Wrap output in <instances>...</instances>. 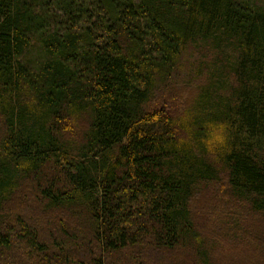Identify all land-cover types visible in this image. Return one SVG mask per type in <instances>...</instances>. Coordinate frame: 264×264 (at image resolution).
<instances>
[{"label":"trees","instance_id":"16d2710c","mask_svg":"<svg viewBox=\"0 0 264 264\" xmlns=\"http://www.w3.org/2000/svg\"><path fill=\"white\" fill-rule=\"evenodd\" d=\"M211 193L264 264V0H0V264H233Z\"/></svg>","mask_w":264,"mask_h":264},{"label":"rangeland","instance_id":"374dc122","mask_svg":"<svg viewBox=\"0 0 264 264\" xmlns=\"http://www.w3.org/2000/svg\"><path fill=\"white\" fill-rule=\"evenodd\" d=\"M188 88L186 83L183 82V85L180 86H175L173 88H171V90L169 92H167V94L169 95H173L174 99L170 100V99H165L163 100L162 98L156 102H153L156 105H162V103L172 107V105L174 103H176L175 107L181 109H184V103L189 102L193 99L194 95L192 93V90L190 91ZM186 89V90H185ZM178 96H180L178 98ZM205 195L200 196V198L196 199V203L194 205V210L196 211H200V215H199V220L196 219V223H198L199 228H202L204 231H210L211 234L215 233V231L219 228L222 231L218 232L219 234H222V237L224 238L223 241L219 242H215V249L222 255L220 257H223V259H221L222 261H228V259H232L233 260V264H253L255 262V260H258L257 258H259L258 256V251L256 252L255 250H253V244H247L248 246L245 247V245H243V243L241 241H239V243H234V240H229L226 235L228 236V231L225 230V228L223 229V226H221V223H224L225 220V214H229V211H232L230 209V207L227 209L226 207L223 208L222 205H218L215 202H219V201H223L222 199H218L217 195L215 193H211V195L204 197ZM220 203V202H219ZM226 210H228V212H226ZM242 214H249L246 217L247 220L244 221H249L250 225H254L255 227L258 226V224L256 223L257 218L254 217L253 215H251L249 212H242ZM223 216V217H222ZM218 219V220H215ZM261 222H259L260 224ZM220 225V226H219ZM227 226V225H226ZM258 233V232H256ZM231 237V236H229ZM211 240V239H210ZM236 242H238L236 240ZM247 248V250L245 248ZM170 258H167V262L168 264H170V262L172 261L171 259H173L170 255ZM171 260V261H170ZM175 260V259H173ZM121 262H123V264H134L131 261V258L128 257L127 255H125L124 257L121 258ZM132 262V263H131ZM164 264V263H161Z\"/></svg>","mask_w":264,"mask_h":264}]
</instances>
